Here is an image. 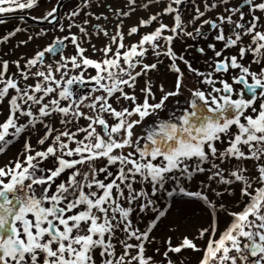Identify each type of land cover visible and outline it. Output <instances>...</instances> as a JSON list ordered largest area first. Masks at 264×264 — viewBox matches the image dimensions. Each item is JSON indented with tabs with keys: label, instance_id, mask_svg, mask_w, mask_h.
Returning a JSON list of instances; mask_svg holds the SVG:
<instances>
[{
	"label": "snow or ice",
	"instance_id": "snow-or-ice-1",
	"mask_svg": "<svg viewBox=\"0 0 264 264\" xmlns=\"http://www.w3.org/2000/svg\"><path fill=\"white\" fill-rule=\"evenodd\" d=\"M39 5L0 0V26ZM93 6L104 0L64 14L57 0L31 17L61 35L30 56L10 52L49 30L15 44L29 29L0 33V157L22 141L0 164V264H191L189 250L202 253L198 264H264V0ZM161 70L168 87L153 80ZM41 129L37 150L30 137ZM225 194L243 198L240 210ZM193 205L207 227L183 222ZM220 211L231 217L222 232Z\"/></svg>",
	"mask_w": 264,
	"mask_h": 264
},
{
	"label": "rangeland",
	"instance_id": "rangeland-1",
	"mask_svg": "<svg viewBox=\"0 0 264 264\" xmlns=\"http://www.w3.org/2000/svg\"><path fill=\"white\" fill-rule=\"evenodd\" d=\"M198 1L199 0H197V2ZM62 2L65 5V7L61 8L60 12H61V14H64V13H66L67 11H69V10H71L73 8L74 3L76 2V0H62ZM232 2L234 3L235 0H232ZM56 3H57V0H50V2H49V0H40V5L38 7H35L32 10H26L23 13L18 11V12L11 13V14H8V15L5 16V19L8 22L5 25L0 26V33L6 34L7 31L12 30L15 26L26 27L27 29H29V31L27 33H19V34H17V36L15 38H13V41H12L13 44L18 42L20 39H26L28 35H34L35 32L39 31L42 28L49 30V35L48 36L34 38V40L29 42L28 45L21 46L19 49H13L10 52V54H12L14 56L15 55L30 56V55H32L34 53V51L36 49H39L42 46H45L47 43H49L51 37L56 36V35H61L59 32L53 31V29L55 27L54 25H50V24H48L46 22L39 23V22L33 21L31 19V17H33V16L39 17L42 14H44L46 11L51 10V8L54 5H56ZM119 4H120V0H104V5H105L104 7L97 8V7L93 6V8H91L90 11L95 12V13L105 12V14H108L107 13V5L117 6ZM200 6L202 7V4ZM185 7H188V6L185 5ZM157 10L158 9L155 8V7H152L150 9H148V10L138 9L130 17L132 21L129 24H127L126 21H125L127 18H124V24H125L124 30L127 31L128 27L133 26L134 24H136L138 22V20L132 19L134 16H138V14H140L142 16H147V15H150V14H154ZM190 11H191V8H189L188 11L184 12L185 20H187L189 18V12ZM245 11H247V9H245ZM21 15H23L25 18H28V19H24L23 21H21L19 19V17ZM112 19L116 20L117 18L116 17H112ZM64 23L66 24V21ZM154 26L155 25H153V27ZM109 27H111V26H109ZM73 31H75V29ZM128 40L132 42V41H135V38L131 37V38H128ZM94 42H96L95 38H94ZM187 42L188 43H192V41H187ZM181 44H182L181 41H179V40L176 41V50H177L178 53L181 51ZM2 47L3 46H0V49H2ZM221 47H222L221 44H217V49L218 50ZM67 51L70 54L72 53L73 50L71 49V46H69ZM228 54H236V52H235V50H233L231 53H228V52L225 53V55H228ZM212 55H213L212 52L209 51L208 52V56H212ZM194 56L196 57V61L194 63V65L196 67H199V63H202V66H204V68H205L204 70L205 71L210 70V69L207 68V66L204 63L205 57L198 56V54H196L194 52L188 54V58L189 59H192ZM154 59L155 58L152 56V54L149 53L148 57L146 59V62H149V63L150 62H154ZM160 59L164 60V62L167 63V60L163 56ZM151 75L153 76V80L157 84L160 83L161 81H166L165 82V86L166 87H168V85L171 84V80H166V77L168 76V73L163 71V70H161V72H159V73L153 72V73H151ZM154 77L157 78V80H155ZM143 79L144 78H140L141 85L143 84ZM128 91H131V90H128ZM137 94L139 95V90L138 89H137ZM126 103L127 102H125L123 100H121L119 102V104H117L115 101H113L114 106H116L118 108L121 105H125ZM170 106H171V104H170ZM151 120H152V118L150 117L145 123H150ZM80 123L83 125L86 122L85 121H81ZM57 126H59V125H57ZM42 131H43V129H41V131H39V132H34L31 135V137H30L31 142L33 143V146L37 150H42L40 145L35 143L36 138L41 135ZM135 131H136V133L138 135H143V131H142L141 128L138 127V128H136ZM19 151H22V149L21 148H17L16 149V148L13 147L8 154L14 155V154L18 153ZM125 151H127V149H125ZM7 159L8 158H6L5 161ZM0 160L2 161V163L5 162L4 161V157H1ZM102 163H103L102 161L98 162V164H102ZM49 166H51V163H49ZM247 166H248L250 171H253L252 162L251 161L247 162ZM102 178L103 177H101V179ZM224 203L230 210H232V209L240 210V207L243 204V198H241L239 200V202H237L236 199H235V196L225 194ZM185 211H186L187 214L184 217V221H183L184 223H191L193 225H196L197 227L199 225H201V224H203L205 227L208 226V223H207V220H206V214L203 212V210H202V208L200 206L193 205V206H191L189 208H186ZM230 223H231V217H229L227 215V213H225L223 211H220L219 212V221H218L219 231L222 232ZM217 238H218V235H217ZM199 243H200V247H204L205 246L203 241H200ZM200 255H202V253H194V252H191L190 250L186 251L184 253V256L190 260L191 264H198V257Z\"/></svg>",
	"mask_w": 264,
	"mask_h": 264
},
{
	"label": "flooded vegetation",
	"instance_id": "flooded-vegetation-1",
	"mask_svg": "<svg viewBox=\"0 0 264 264\" xmlns=\"http://www.w3.org/2000/svg\"><path fill=\"white\" fill-rule=\"evenodd\" d=\"M195 66V65H194ZM196 67V66H195ZM197 68H200L201 70H204L205 68H204V66H202V63H199V67H197ZM153 77V76H152ZM154 79L155 80H157V78H155L154 77ZM161 115H164L163 113H161ZM22 141H20V142H17L16 144H15V147L14 148H21L22 149ZM41 148H42V146H40ZM13 155L12 154H8L6 157H4V161H5V159L6 158H11ZM1 158V157H0ZM0 164H2V161L0 160ZM48 166H49V164H48Z\"/></svg>",
	"mask_w": 264,
	"mask_h": 264
},
{
	"label": "bare ground",
	"instance_id": "bare-ground-1",
	"mask_svg": "<svg viewBox=\"0 0 264 264\" xmlns=\"http://www.w3.org/2000/svg\"><path fill=\"white\" fill-rule=\"evenodd\" d=\"M199 2V1H198ZM150 8H152V7H150ZM155 10V9H154ZM142 17H146V16H142V15H140V14H138V16H134L132 19H134V20H138L139 18H142ZM167 17H165L164 18V20H165V22H167ZM126 23L127 24H129L132 20H131V18L129 17V18H127L126 20ZM143 31H146V29H141V32H143ZM132 42H135V41H132ZM70 51V50H69Z\"/></svg>",
	"mask_w": 264,
	"mask_h": 264
},
{
	"label": "water",
	"instance_id": "water-1",
	"mask_svg": "<svg viewBox=\"0 0 264 264\" xmlns=\"http://www.w3.org/2000/svg\"><path fill=\"white\" fill-rule=\"evenodd\" d=\"M25 19H28V18H25Z\"/></svg>",
	"mask_w": 264,
	"mask_h": 264
}]
</instances>
